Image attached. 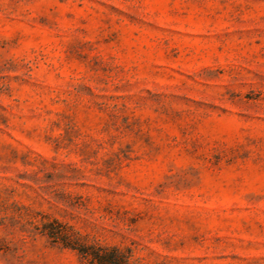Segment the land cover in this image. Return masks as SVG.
<instances>
[{
	"label": "rangeland",
	"instance_id": "374dc122",
	"mask_svg": "<svg viewBox=\"0 0 264 264\" xmlns=\"http://www.w3.org/2000/svg\"><path fill=\"white\" fill-rule=\"evenodd\" d=\"M0 264H264V0H0Z\"/></svg>",
	"mask_w": 264,
	"mask_h": 264
}]
</instances>
